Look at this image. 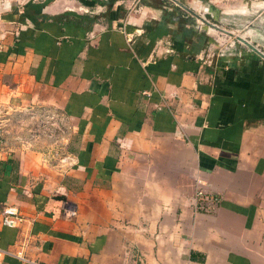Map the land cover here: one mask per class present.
<instances>
[{
	"label": "crops",
	"instance_id": "1",
	"mask_svg": "<svg viewBox=\"0 0 264 264\" xmlns=\"http://www.w3.org/2000/svg\"><path fill=\"white\" fill-rule=\"evenodd\" d=\"M217 39L173 0H0V210L25 217L0 264H264V60ZM18 115L66 132L13 143Z\"/></svg>",
	"mask_w": 264,
	"mask_h": 264
},
{
	"label": "water",
	"instance_id": "2",
	"mask_svg": "<svg viewBox=\"0 0 264 264\" xmlns=\"http://www.w3.org/2000/svg\"><path fill=\"white\" fill-rule=\"evenodd\" d=\"M202 27L217 33V52L223 57L255 54L264 60V0L219 7L209 2L202 12L173 0Z\"/></svg>",
	"mask_w": 264,
	"mask_h": 264
},
{
	"label": "rangeland",
	"instance_id": "3",
	"mask_svg": "<svg viewBox=\"0 0 264 264\" xmlns=\"http://www.w3.org/2000/svg\"><path fill=\"white\" fill-rule=\"evenodd\" d=\"M136 2L137 1H134L133 3L132 1L131 6H133ZM8 117L9 116H7V118ZM7 118H1V127L8 139L15 141L13 143H25L26 141H33L38 144L43 142V144L53 145L57 142V139L62 140L64 132H66L65 121L58 120L56 116H44L38 118L32 115H18L13 119Z\"/></svg>",
	"mask_w": 264,
	"mask_h": 264
},
{
	"label": "built area",
	"instance_id": "4",
	"mask_svg": "<svg viewBox=\"0 0 264 264\" xmlns=\"http://www.w3.org/2000/svg\"><path fill=\"white\" fill-rule=\"evenodd\" d=\"M202 191L197 187L196 195L201 196ZM62 214L67 218H72L76 214V208L69 202H63L62 204ZM25 219L24 215L21 213L16 205H6L0 210V222L4 226L17 227ZM23 264H39L38 262L32 260L28 256H25L21 251H17L14 254Z\"/></svg>",
	"mask_w": 264,
	"mask_h": 264
}]
</instances>
